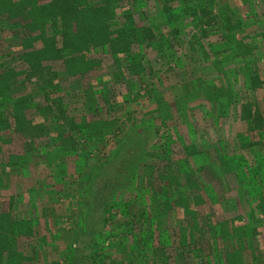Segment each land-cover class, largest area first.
Wrapping results in <instances>:
<instances>
[{
  "label": "rangeland",
  "instance_id": "rangeland-1",
  "mask_svg": "<svg viewBox=\"0 0 264 264\" xmlns=\"http://www.w3.org/2000/svg\"><path fill=\"white\" fill-rule=\"evenodd\" d=\"M153 1L148 10H155ZM174 1L170 12L176 13L175 27L180 32L172 54L146 49L142 73L151 76L148 86L143 76L138 80L128 75L116 81L114 105L119 108L115 106L112 135L97 134L85 140L80 131L53 126L55 130L44 141L36 137V149H48L61 158L41 166L34 161L15 177L24 183L14 188V209L19 217L31 219L34 230L32 239L17 240L18 249L27 254L24 264H161L144 249L139 253L141 247L132 251L126 200L132 195L147 216L158 212L161 205L157 206L158 200L153 201L145 186L148 177L159 180V175H165L158 149L166 138L171 140L170 155L175 159L169 174L177 176L171 185H165L168 180L159 181L172 197L167 210L171 215L157 221L144 220L141 214L140 230L154 228L156 237L161 233L163 241H168V232L187 229L182 222L185 208L199 212V217L210 212L215 223L221 213L232 210L226 202L231 199L240 216L233 223L238 228L233 229L237 240L242 229L244 237L263 243L264 0H191L187 5ZM147 14L153 17L157 10ZM162 22L161 32L173 24ZM152 83L160 93L158 108L144 90ZM68 129L76 147L60 141L67 138ZM245 130L255 133L251 161L246 155L250 136ZM130 132L133 135L126 138ZM220 154L230 157L229 172L217 164ZM185 171L191 172L190 181L183 178ZM246 192L250 199L244 198ZM8 198L7 193L2 195L1 207ZM210 198L212 207L208 206ZM201 225L205 229L208 223ZM209 243L208 233L198 254L186 249L187 264L196 260L201 264L202 255L209 257ZM157 244L147 238L146 245L156 248ZM172 254L166 250L164 264H173ZM257 255L264 261L263 255ZM181 260L175 257V262L181 264Z\"/></svg>",
  "mask_w": 264,
  "mask_h": 264
},
{
  "label": "trees",
  "instance_id": "trees-1",
  "mask_svg": "<svg viewBox=\"0 0 264 264\" xmlns=\"http://www.w3.org/2000/svg\"><path fill=\"white\" fill-rule=\"evenodd\" d=\"M152 1L0 0V201L3 194L7 193L9 197L4 206L0 205V264H24L27 254L18 249L17 240L20 237L32 239L34 233L31 219L19 217L14 209V188H18V182L24 183L23 179L19 181L15 177L24 173L34 161L41 166L61 158L59 153L52 154L40 147L41 144L36 149V137L44 141L46 135L55 130L53 126L80 131L79 135L85 140H92L97 134L112 135L115 106L119 108L114 105L118 101L116 81L128 75H136L138 80L143 76L142 80L148 86L151 76L145 75L148 72L142 73L146 49L172 54L171 47L180 32L175 27L176 13L170 12L175 8L170 3L174 0H154L155 10H148ZM190 1L180 0L182 5ZM156 10L153 17L147 14ZM171 21L173 24L169 29L161 32L160 22L168 25ZM128 79L134 87L131 77ZM144 90L150 93L158 108L161 101L155 84ZM109 114L113 117L105 116ZM70 130L67 138H60V141L64 146L76 147ZM132 135V132L127 133L126 138ZM115 142L120 144L121 140ZM170 142V139H164L158 149V160L165 167V175H159V180H168L165 185L174 183L173 178L177 176L172 178L169 174L175 166V159L170 155ZM54 145H58L57 140ZM39 152L41 157L34 158ZM190 153L194 154V151ZM223 157L226 156L217 155L216 162L223 171L229 172L231 159L226 157L225 161ZM182 176L190 181L192 174L185 171ZM159 180L148 177L145 186L153 201L158 200L157 206L161 205L158 212L147 216L146 210L140 212L139 202L131 198L132 195L126 200L130 224L126 230L132 232H129L132 251L141 247L139 253L144 249L155 263L164 264L168 249L170 254L173 253V264H179L175 262L176 256L182 259L181 264H187L185 250L191 249L198 254L209 233L211 252L209 257L202 255L201 264H264L257 255L264 256L261 241H254L252 236L244 237L242 229H239V235L237 233L240 240L233 234V229H238L233 223L239 221L240 216L235 211L236 202L231 199L226 202L232 210L225 215L221 213L218 223H213L210 212L199 217V212L185 208L186 216L182 222L187 229L173 230L172 235L168 232V241H163L161 233L157 239L154 228L141 231L142 215L144 220L157 221L171 215L167 210L172 206V197L160 187ZM209 201L208 206L212 207L213 200L210 198ZM204 221L206 225L208 223L207 228L201 229ZM147 238L157 240L158 247L146 245ZM194 263L198 264V261Z\"/></svg>",
  "mask_w": 264,
  "mask_h": 264
},
{
  "label": "crops",
  "instance_id": "crops-1",
  "mask_svg": "<svg viewBox=\"0 0 264 264\" xmlns=\"http://www.w3.org/2000/svg\"><path fill=\"white\" fill-rule=\"evenodd\" d=\"M242 132H245V135H246V136H247V135L250 136V137H248V139H247L248 142L250 143V145L246 147V148H247L246 150H247V151L249 150V151H248V154L246 153V155L249 156V157H248V158H249L248 160L251 161V159L254 158V157H253V153H252L251 151L253 150L252 145L255 144V142H254V140H253L254 137H255V135H254L255 133H254L253 131H250V130H249V131H248V130H245V131H242ZM249 132H250V133H249ZM253 136H254V137H253ZM250 152H251V153H250ZM225 156H227V155L225 154ZM253 181H254V183H255V182H258L257 180H253ZM249 194H250V193H249ZM249 194H248V192H246L247 197H244V198L247 199V198L249 197V196H248ZM248 199H250V198H248ZM261 221H262V226H261V227H262V228H261L262 230H261L260 232L262 233V231H264V216L261 217ZM262 234H264V233H262ZM263 240H264V239H263ZM261 243H262V242H261ZM262 246H264V241H263V243H262ZM263 257H264V256H263Z\"/></svg>",
  "mask_w": 264,
  "mask_h": 264
}]
</instances>
